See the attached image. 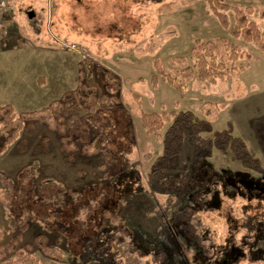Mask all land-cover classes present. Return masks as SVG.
<instances>
[{
	"label": "rangeland",
	"instance_id": "374dc122",
	"mask_svg": "<svg viewBox=\"0 0 264 264\" xmlns=\"http://www.w3.org/2000/svg\"><path fill=\"white\" fill-rule=\"evenodd\" d=\"M222 1L264 31V0ZM227 15L226 27L208 0L14 3L0 30V105L48 116L26 151L14 141L0 155V248L28 244L38 264H206L195 238L213 258L235 243L245 255L233 264H264V198L224 182L243 173L264 185L263 52L232 35L235 11ZM220 38L248 55L243 70L215 83L195 75L178 91L155 68ZM81 83L97 94L63 99ZM153 111L205 121L197 133L185 129L170 163L169 124L158 134L142 125ZM228 127L257 165L215 145L213 133ZM215 190L219 208L193 209V199L201 204Z\"/></svg>",
	"mask_w": 264,
	"mask_h": 264
},
{
	"label": "trees",
	"instance_id": "16d2710c",
	"mask_svg": "<svg viewBox=\"0 0 264 264\" xmlns=\"http://www.w3.org/2000/svg\"><path fill=\"white\" fill-rule=\"evenodd\" d=\"M214 9L216 16L223 26L229 25L227 11L233 9L236 15V24L232 28V35L241 37L246 42H255L263 52L264 61V31H261L256 21L249 18L248 13L242 8L232 7L223 3L222 0H208ZM258 36L261 40H258ZM244 50L226 39L220 38L215 41L198 40L192 48L188 58H173L168 66H164L158 59L154 62L155 68L159 75L169 82L178 91H184L188 82L196 75L201 81L215 83L217 80L224 79L228 74L236 73L245 68L242 61L247 57ZM250 57V55H249ZM192 60V63L189 62ZM173 70V71H166ZM156 79V77H154ZM97 88L81 83L75 90L68 91L64 94L63 99L70 100L76 96L85 100L89 96H95ZM51 114V113H50ZM48 115L44 110H31L15 113L11 104L0 105V155H2L8 146L16 141V146L20 151H26L29 146V136L38 132L37 123L45 121ZM169 124L163 135L164 158L165 163H170L175 158V153L185 140V129L189 127L197 133L204 126V122L199 121L192 111L185 112H144L142 114V125L148 132L158 134ZM23 132L25 135H21ZM215 145L224 151L230 150L233 156L240 160L245 166L257 165L258 160L253 158L247 149L245 140L239 135H235L231 127L216 130L213 133ZM155 171V170H154ZM156 173V172H154ZM238 175L225 174L224 182L231 185L236 193L245 195L248 198H264V185L243 174ZM193 178L195 175H192ZM214 178L218 176L214 175ZM189 185L193 183L192 180ZM195 182L201 184L195 177ZM194 184V183H193ZM203 188V186H202ZM207 192V189L204 190ZM220 190H215L210 200L201 201L193 199V209H213L219 208ZM202 206V207H201ZM195 247L199 252L201 263L206 264H233L240 257L245 255L244 249L235 243L227 244L220 247L222 256L213 258L209 255L204 246L197 239H193ZM28 251H24L19 243H11L0 248V264H38L39 259L31 255V247L26 244ZM13 256L17 258H13Z\"/></svg>",
	"mask_w": 264,
	"mask_h": 264
},
{
	"label": "built area",
	"instance_id": "2783aa9c",
	"mask_svg": "<svg viewBox=\"0 0 264 264\" xmlns=\"http://www.w3.org/2000/svg\"><path fill=\"white\" fill-rule=\"evenodd\" d=\"M16 1L17 0H0V30L4 26L5 15L10 13V11L12 10L13 4Z\"/></svg>",
	"mask_w": 264,
	"mask_h": 264
},
{
	"label": "water",
	"instance_id": "95a60500",
	"mask_svg": "<svg viewBox=\"0 0 264 264\" xmlns=\"http://www.w3.org/2000/svg\"><path fill=\"white\" fill-rule=\"evenodd\" d=\"M29 16H33V13L32 12H29Z\"/></svg>",
	"mask_w": 264,
	"mask_h": 264
}]
</instances>
